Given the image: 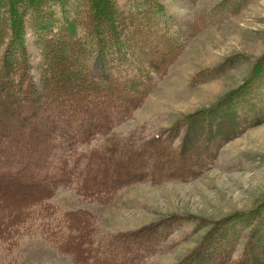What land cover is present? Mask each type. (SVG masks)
<instances>
[{
    "label": "rangeland",
    "instance_id": "374dc122",
    "mask_svg": "<svg viewBox=\"0 0 264 264\" xmlns=\"http://www.w3.org/2000/svg\"><path fill=\"white\" fill-rule=\"evenodd\" d=\"M74 1L79 2L0 0V35L8 37L10 26L20 24L17 41L25 42L22 55L32 67L27 74L37 84L46 47L38 40L43 23L37 12L55 11L53 20L60 2ZM92 2L63 10L71 26L95 32L93 20L100 15ZM137 3L153 9L130 15L129 6ZM100 4L128 29L126 46L132 51L122 54L125 72L132 71L135 60L144 76L135 78L129 92L117 86L110 93L97 89L93 99L72 95L76 107L73 113L66 108L64 115L73 117L81 143L68 158L57 157L55 165L75 169L78 176L67 184L50 185L56 169L49 160L57 151L46 138L58 120L52 124L56 114L45 110L48 100L43 98L39 110L36 102L23 107L22 116L12 111L9 125L1 124L0 115V152L13 154L10 167L22 169L13 174L30 179L0 171V264H194L207 259L216 264L225 256L228 264H237L248 254L249 243L259 254L263 235L257 233L261 239L252 241L248 233L264 222V121L238 136L208 142L198 132L199 124L214 130L224 111L230 112L225 119L230 121L233 114L254 113L251 104L256 108L258 96L264 98V0ZM14 10L21 15L13 18ZM238 98L249 104H238ZM42 149L46 166L30 168ZM36 172L45 174L48 186L33 179ZM41 197L49 206L27 215L23 207ZM25 217L27 223L19 228L2 227ZM230 225L240 234L233 237L229 231L227 239L222 228ZM52 227L61 228L63 236L71 234L72 241L55 237L51 243L44 232ZM109 241L114 246L101 250Z\"/></svg>",
    "mask_w": 264,
    "mask_h": 264
},
{
    "label": "trees",
    "instance_id": "16d2710c",
    "mask_svg": "<svg viewBox=\"0 0 264 264\" xmlns=\"http://www.w3.org/2000/svg\"><path fill=\"white\" fill-rule=\"evenodd\" d=\"M38 1L43 2L44 0ZM82 1L83 0H79V2L74 1L73 3L60 2L61 10L58 9V13L56 12L58 14L57 17L60 18V21L57 20L58 18H52L53 20H50V17L55 15V11H51L54 12L51 13L49 10L47 14V8H44L42 11L40 10L37 12L38 14L42 13L41 15H39V17H41L39 18V20H41L43 23L42 28L38 29V40H41L43 44H46V47H42V53L45 54H42L43 58L40 60V62L38 63L39 65L37 66V70L39 74H41V80L38 84L31 80L27 74V70L29 71V69H31L32 67H29L30 62L26 61L28 58L24 54L22 55V51L25 48V42L18 43L21 29L20 24H10L11 26L9 28L8 37H6L5 34L0 35V115H3V117H1V124H12V111H19L20 116H22V108L25 106H31L34 102L38 104V110L41 109L43 98H46V100H48V103H46V106L48 105V108H46L45 110H51L52 112H54V114H56L54 115L55 119H52V124H54L57 120L59 123L64 124L62 126L64 128L61 129L59 128V126L62 124L56 122L55 128H57H54L55 130H52L53 132H51L53 134L47 136L46 138L51 140L52 147L54 148V150L56 149L55 151H57V153H55L56 157L49 160V163L52 164L53 170L57 168L55 166L58 160L57 157H63V159L68 158L69 155L72 154L74 147L77 144L81 143V135L79 129L77 130L71 122V118L73 117L69 118L64 115L66 108H70L68 112L71 111L73 113V107H76L75 103L71 102L72 95L76 96L77 93H81L83 97L88 98L90 96L91 99H93L97 89L105 91V93L109 91L110 93V89L117 88V86H121L124 89L123 92H129L136 85L135 83H133L135 82V78H137L138 76H144L145 73L144 68L139 67V64H137L135 60L130 61L132 71L129 73L125 72H128V70L126 69L127 62L122 60V57L123 55H131L130 53L132 51L130 49L127 50L126 46V40L129 37V35L126 34L128 33V29L127 27H124V25L118 24V18H116V16H112V18H110L111 14L108 16L109 11L101 4L99 5L100 0H98L97 2L96 0H93L91 4V8L95 10L96 14L100 15V17L97 18V21L95 19L93 20V24H95V32H91L90 27H80L79 25L71 26V19L69 20L64 16L63 10L70 7L71 5L76 7L75 9H79V7H81ZM104 4L106 5V3H103V5ZM148 5V3H137L135 5L131 4L129 6V11H131L132 13L129 14L135 15L137 13L138 15L142 8L147 9L148 7L149 9H153L152 6L149 5V7ZM82 8V11H89V9H86L85 7ZM14 12L15 13L13 14V18H16L17 15H21L20 12L16 13L15 10ZM130 15H128V17ZM10 16L8 18H11ZM129 18H133V16H130ZM102 20L103 22H101ZM103 27L108 28V31H103ZM130 29L133 30L134 28L132 27ZM11 33L16 37L12 36ZM54 44L56 45V47H54ZM14 52L16 53V55L13 58L12 56ZM25 65L28 66L27 69ZM49 83H51V85H48ZM41 88L43 89V91L42 93L40 92L41 94H39V90H41ZM238 99L240 100L238 103L240 105H244V103L249 104L244 99ZM257 100L259 101V104L257 105L258 107L255 108V105L251 104V109L253 107L254 113H250L246 116H238L237 114H233L232 121H230V119L225 120L228 117L227 114H230V112L224 111L221 114L219 113L222 116V119H219L218 123H215L216 128L214 130L212 128L207 129V125H203L202 127V125L199 124V126L201 127L199 129L198 136L201 137L202 135L203 139H205L204 142L211 141L218 137L222 138L223 136H228L230 138L231 136L240 135L245 130L256 124L258 125L259 123L264 121V98H262V96H258ZM262 101L263 104H261ZM52 115L53 114H48L49 117H52ZM216 118L218 117L215 116V118L213 119L216 121ZM78 124L80 125V123ZM42 137H44L43 134ZM3 150L4 148L1 151ZM42 150L43 151L40 152L41 154L35 155V160L33 161L35 164H29L32 167H30L28 164L26 166H29L30 168H41L43 166H46L45 163L47 162H43L44 154H46V151L45 149ZM12 155L13 154H4L3 152H0V171L6 172L7 174H12L14 175V177L16 176V178H20L21 180L26 179L23 178V173L21 174L22 177L13 174V172L18 174L20 171H22V169L16 170L10 167L11 164L14 163L12 161ZM17 160H21V158H17ZM61 169H56L52 176H49L51 178L50 185L53 181H58L61 184H67L78 176L77 174L73 173V170H75L74 168L68 170V168L62 166ZM44 175L40 172H36L34 173L33 178L35 179V181L38 179L43 180L44 182H42L40 185L42 187L48 186L47 182L45 181L48 178L44 177ZM26 180L27 182L30 181V179L28 178ZM90 185L89 186L92 187L93 184ZM36 200H38L39 202L36 201V203L26 204L23 207V209L25 208V210L27 211V215L29 213H32L31 211H34L35 209L37 211L38 209L49 206L47 204L48 200H44L43 197ZM2 214L3 212H0V218L2 217ZM15 214L16 213L14 212L13 215L15 216ZM47 216H49V213L47 214ZM255 220L256 218L254 219V221ZM27 221V217L13 221L14 224L12 225L11 222L6 221L2 225V227L15 229L19 228V226L23 224H26ZM228 222L229 221H227L226 223ZM262 222L259 225L260 227L258 226L256 229H253V226L249 227L251 224H248L249 229L251 228L248 234L250 235L252 241L254 239H258V241L261 239L257 234L259 232L263 235L262 239L264 240V222ZM6 224L8 226H6ZM55 229L58 231H56ZM222 229H224L222 230V235L227 237V239L230 238L229 231L231 232V235L233 233L235 235L240 234V231L238 232V230H236V232H233L232 225H230V229L228 227H223ZM52 232L54 234H52ZM44 233L45 235L47 234L46 236L48 240H52L51 243H54L55 237H58L62 242L64 241L67 243L72 241L71 239L73 238V236H71V234L69 233L64 234V238L63 233L61 232V228L59 227H52V229L50 228L49 231L47 229ZM234 234L233 237H235ZM113 244L114 243H111L109 241L108 246L104 248L100 247V249H110L114 246ZM250 245V243L246 244L245 253L248 254L237 264H264V248L260 251V256L258 253L256 255V251L259 249H250L248 247ZM86 248L89 247L86 246ZM250 251L251 253H249ZM250 258L253 259L252 263L248 262V259ZM194 264L213 263L212 261L210 263V260L207 259L206 261L204 260V262H196ZM216 264H228L226 256L222 257V259L219 260Z\"/></svg>",
    "mask_w": 264,
    "mask_h": 264
}]
</instances>
